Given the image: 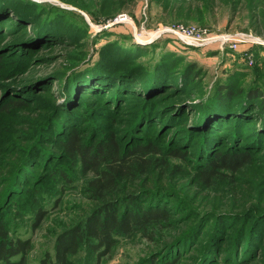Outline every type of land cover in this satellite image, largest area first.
I'll return each instance as SVG.
<instances>
[{
	"label": "rangeland",
	"instance_id": "374dc122",
	"mask_svg": "<svg viewBox=\"0 0 264 264\" xmlns=\"http://www.w3.org/2000/svg\"><path fill=\"white\" fill-rule=\"evenodd\" d=\"M103 1L114 5L106 8ZM10 2L18 12L0 26V219L9 238L30 240L26 264L52 257L57 234L94 206L84 196L92 175H82L78 161L66 158L55 141L58 128L67 127L58 126L63 120L56 111L68 102L65 86L72 79L84 85L67 99L77 98L71 115L85 140L113 134L123 149L145 142L160 148L126 188L159 195L170 214L168 223L120 238L99 262L81 249L72 264H147L151 258L156 264H264V137L251 146L259 123L227 120L201 135L208 114L199 116L194 107L228 79L264 91V0ZM37 24L54 26L60 38L23 52L21 39ZM166 27L203 42L184 43L178 32L156 34ZM187 65L200 75L184 84L179 78ZM105 66L153 68L170 80L154 87L138 79L130 82L133 91L116 97L94 73ZM149 87L145 96L136 92ZM17 101L25 106L3 110ZM237 128L243 140L236 139ZM174 150L184 158L171 157ZM237 151L253 157L241 172L211 186L198 180L213 153ZM37 209L47 215L32 229Z\"/></svg>",
	"mask_w": 264,
	"mask_h": 264
},
{
	"label": "trees",
	"instance_id": "16d2710c",
	"mask_svg": "<svg viewBox=\"0 0 264 264\" xmlns=\"http://www.w3.org/2000/svg\"><path fill=\"white\" fill-rule=\"evenodd\" d=\"M10 3V0H0V26L5 20L11 18L9 12L14 14L18 12V7L16 6L10 7L12 9L9 8ZM103 3L106 8L114 5L113 2L108 4L103 1ZM20 12H22V9ZM22 19L27 21L25 18ZM11 20L14 19L11 18ZM17 21L20 22L17 24L18 26L24 23L23 20L21 22L20 18ZM37 25L38 27L33 28L32 34L22 37L23 52L32 50L30 45L46 46L51 41H58V38H60V31L54 26ZM102 68L104 69H96L94 73L97 71V73L101 74L103 79L98 81H103L107 87L114 89V93L117 94L116 97L123 91H133L131 90L133 84L130 85V82H135L138 79L140 86L153 82L154 87L161 86L170 80L168 77L163 78V75L162 77L159 76V72L153 70V68L149 69V71L143 68L138 69V67L128 69L127 66H113L111 70L105 69L106 66ZM115 69L119 70L114 72ZM150 73H152L151 77ZM199 75V72L195 71L191 65H187L179 79L186 84L197 79ZM77 80L79 81V79ZM75 81L72 79L65 86L66 101L68 102L61 104L57 108L58 116L56 119L61 118L63 120V125L58 124V126L67 127L63 130L60 127L58 128L60 134L55 141L60 152L66 158L78 161L82 175H92V178L84 188V196L94 206L82 220L66 227L57 234L53 256L51 257L46 253L40 264H72L71 257L76 255L81 249L88 251L99 262L110 254L120 238L129 239L137 232H145L151 227L170 221V214L167 208L160 206L159 195L149 192H129L126 188L127 182L134 177L135 170L137 168L143 169L149 162L148 159L155 155H160V148L154 143L145 142L129 149H123L113 134L102 135L97 140L93 138L89 141L85 140L80 129L76 130L77 119L72 118L71 115H74L75 109H77L75 104L77 98H73V100L67 99L68 97L71 98L70 95L72 93L74 96L78 88L84 86L82 81ZM34 85L41 87L39 83ZM154 87L146 88V91L139 90L136 92L144 95ZM215 88V92L212 95L201 96L194 106L197 110L200 107L199 116L204 117L208 114L209 123L207 126L202 127L204 131H202L201 135L211 131L213 129L211 127H214L215 124L220 123L219 126H221L227 120L233 122L239 120L236 123L240 126L242 122H247L251 119L258 122L260 127L257 130L256 140L251 143V146L257 147L260 139L264 137V91L258 86L244 90L242 87L237 86V82L234 79H228L225 85ZM81 90L84 91V89L79 91ZM23 97L26 99L25 94ZM143 101L145 102L146 100ZM22 106H25L24 102L17 101L10 103L3 110L6 111L12 107ZM66 107H68L67 110ZM240 109L244 110L242 114H237L238 116L234 114L233 118L228 115L233 112L240 113ZM195 120L197 124L202 121L199 117L195 118ZM55 126L57 125L53 123L52 127L54 128ZM196 128L199 129L200 127ZM237 132L241 134L239 136L237 134L238 137L236 139L240 138V140H243L244 133L238 128ZM248 144L245 145L248 146ZM37 154H40V152ZM169 155L171 157L184 158L183 153L175 150L170 152ZM252 160L253 157L250 151L213 153L209 161L198 172V180L211 186L217 180H227V175L225 174L232 175L241 172L247 165L251 164ZM46 215V211L37 209L34 214L32 229L39 227ZM30 249L31 243L29 239L9 238L6 227L0 219V264H26V255ZM146 263L156 264V261L151 258ZM174 263L171 261L164 264ZM239 264H244V262Z\"/></svg>",
	"mask_w": 264,
	"mask_h": 264
},
{
	"label": "built area",
	"instance_id": "2783aa9c",
	"mask_svg": "<svg viewBox=\"0 0 264 264\" xmlns=\"http://www.w3.org/2000/svg\"><path fill=\"white\" fill-rule=\"evenodd\" d=\"M177 32L179 33V31H177V30H172V29H170V28H168V27H166V28H163V29H159L158 30V32L156 33V34H158V35H161V34H163V33H174V34H177ZM157 35V36H158ZM196 36H198L199 38H201V36L200 35H196ZM179 38L181 39V41H183L184 43H186V42H189V41H197V42H203V41H200V40H198V39H196L194 36H193V33H191V34H188V35H184L183 33H181V35H180V33H179ZM226 40V39H225ZM247 40H250V39H247ZM241 41V40H240ZM239 41V42H240ZM243 41V40H242ZM227 42V41H226ZM250 42H251V40H250ZM245 43H247L246 41H245ZM189 44H196V43H189Z\"/></svg>",
	"mask_w": 264,
	"mask_h": 264
}]
</instances>
